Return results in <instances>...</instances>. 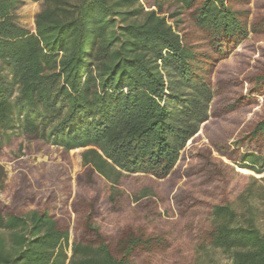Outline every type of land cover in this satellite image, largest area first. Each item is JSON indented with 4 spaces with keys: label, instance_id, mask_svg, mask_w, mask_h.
Masks as SVG:
<instances>
[{
    "label": "trees",
    "instance_id": "trees-1",
    "mask_svg": "<svg viewBox=\"0 0 264 264\" xmlns=\"http://www.w3.org/2000/svg\"><path fill=\"white\" fill-rule=\"evenodd\" d=\"M32 1L43 9L28 30L14 19L21 0H0V151L19 135L70 165V152L85 149L83 171L74 222L70 185L64 201L54 190L39 198L21 174L10 204L0 200V264H152L180 258L181 239L231 264H264L257 195L236 198L233 180L236 168L264 175V61L243 78L222 67L264 58L249 41L264 37V0L156 10L141 0ZM259 99L239 134L244 120L214 136L206 125L210 147L196 145L210 118L247 114ZM5 178L0 166V189Z\"/></svg>",
    "mask_w": 264,
    "mask_h": 264
},
{
    "label": "rangeland",
    "instance_id": "rangeland-1",
    "mask_svg": "<svg viewBox=\"0 0 264 264\" xmlns=\"http://www.w3.org/2000/svg\"><path fill=\"white\" fill-rule=\"evenodd\" d=\"M146 10H156L154 4L164 3L166 6L171 5L170 0H141ZM253 7V5H252ZM43 3L35 2L32 0H21L18 9L15 11V22L28 30L35 29V22L37 15L42 11ZM249 41L254 43L256 47L264 46V37L256 40L253 35L249 37ZM241 48H239L240 50ZM257 59L264 61L259 53L255 54L252 59L249 60L247 56L241 58L230 57L222 65L228 72L238 76L240 78L246 77L249 73L255 70L254 65H258ZM244 93H247L248 84L244 80ZM259 106L252 108L251 112L247 114L232 115L226 120L220 121L219 124L212 123L210 120L202 124L198 134L193 138L198 140L196 145L199 147L209 146L208 135L205 133L206 125L210 128L207 133L211 132V135H218L229 132L237 128V122L244 120L243 124L236 130V135L239 134L243 126L252 118L256 111L262 109L263 99H259ZM214 132V134H212ZM192 140L187 143V147L192 144ZM41 148V147H40ZM85 149H77L70 152V165H68L62 158L61 152L55 147L50 149H38V146L29 144L21 136L17 135L14 139L7 143L0 151V166L3 167L6 178L3 184V189H0V200L6 205L10 204L11 196L16 190L18 183L20 182L21 174L26 172L29 175L30 182L34 190L38 193L39 198H45L49 196V193L54 190L58 191L59 198L64 201L65 194L64 189L70 185L72 188V197L69 200L68 209L72 213L73 222L75 220V214L72 212L71 203L75 198L77 192L76 178L79 173L83 171L82 164V152ZM216 157L217 154L215 153ZM222 160L233 165L226 158ZM236 174L234 177V184H236L237 192L235 197L240 195L245 189L251 188L257 195L256 205L260 209L262 226L264 225V181L262 178L264 175H257L251 171H243L236 168ZM67 186V187H66ZM237 193H239L237 195ZM236 197V198H237ZM60 205V204H59ZM57 206V205H56ZM59 208H55L53 213H59ZM126 217L132 219L134 212L128 213ZM166 217V216H165ZM123 221V219H122ZM104 229H111L114 225L109 222H104ZM73 230L71 235L72 243ZM182 244L180 258L173 253H167L162 256H157L152 259V264H231L227 257L218 249L208 247L204 252L198 250L197 246L188 240L181 239L178 241ZM69 257L72 252L69 250ZM181 259V261L179 260Z\"/></svg>",
    "mask_w": 264,
    "mask_h": 264
}]
</instances>
